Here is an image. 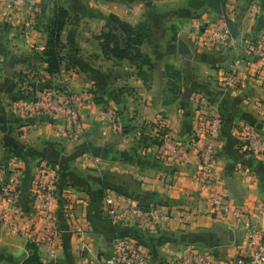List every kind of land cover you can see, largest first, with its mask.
<instances>
[{
  "label": "crops",
  "instance_id": "crops-1",
  "mask_svg": "<svg viewBox=\"0 0 264 264\" xmlns=\"http://www.w3.org/2000/svg\"><path fill=\"white\" fill-rule=\"evenodd\" d=\"M187 3L36 0L8 15L0 12V169L7 171L15 161L20 168L18 200L3 204L2 211L23 231L41 228L39 163H51L59 173L55 261L102 264L114 252L115 238L126 236L148 253L150 264H172L169 253L189 243L211 252L219 264H234L246 243L245 229L213 210L208 188L195 172L207 137L206 121L220 116L213 186L225 200L251 214L264 202V156L248 149L239 132L247 124L264 140V61L251 50L264 41V0H229L226 16L235 41L227 45L205 42L204 31L217 15L206 8L194 11ZM56 4L69 15L61 34L62 68L52 84L68 74L75 92L91 94L80 108L81 135L73 134L64 118L47 121L44 114L17 110L45 88L34 91L32 83L45 81L46 62L37 53L46 46L45 28ZM252 7L258 9L256 15ZM181 12L187 15L183 26ZM111 15L134 26L148 23L149 37L141 50L151 62L142 72L127 58L105 54L98 36L110 28L121 34ZM24 18L34 22L28 32L22 27ZM179 40L189 54L180 52ZM171 67L180 72L176 90L170 86ZM232 72L244 79L243 85H226ZM165 133L186 148L185 156L163 151ZM109 192L125 204L157 205L193 213L194 218L185 229L174 224H115L104 206ZM7 225L0 222V264H22L30 254L27 236Z\"/></svg>",
  "mask_w": 264,
  "mask_h": 264
},
{
  "label": "built area",
  "instance_id": "built-area-1",
  "mask_svg": "<svg viewBox=\"0 0 264 264\" xmlns=\"http://www.w3.org/2000/svg\"><path fill=\"white\" fill-rule=\"evenodd\" d=\"M25 2L35 4L36 0H0V12L8 15L12 10L22 9ZM258 9L251 8V14L256 15ZM22 27L25 31L34 28L32 18H24ZM205 32V42L208 44L227 45L235 41L229 19L226 15H217ZM251 50L264 61V41L253 44ZM244 79L232 72L226 78L227 86H241ZM62 87H47L40 95L20 105V113L44 114L47 121L55 117L64 118L73 134L81 135L84 125L81 119V106L90 99L88 91L75 92L70 85V77L64 74L61 79ZM222 118L213 116L207 119V137L201 150L200 163L195 172V178L208 188L209 202L214 211L223 219L234 221L246 231V243L241 246L234 259V264H264V202L254 214L234 206L213 186L212 170L217 161L218 143L221 134ZM239 132L245 136L247 148L254 153L264 156V140L259 132L247 124L242 125ZM163 151L170 156H185L186 148L175 141L170 133H165L162 141ZM15 161L7 171L0 169V222H6L8 228L15 232H24L27 243L35 244L40 254H45L51 261L58 258L59 226L56 220V206L58 201V170L49 162L39 163L40 177L37 182L38 208L42 214V227L27 231L21 230L20 224L8 220L2 211L3 204L15 205L20 185V170ZM104 206L108 218L117 223H138L142 225H178L184 226L193 218V213L170 212L157 205L142 206L131 202L125 204L121 196L109 192L104 197ZM84 248L88 249L87 245ZM172 264H219L211 252L198 247H184L171 251L168 255ZM102 264H150L148 253L138 244L126 236H118L114 240V252L105 257Z\"/></svg>",
  "mask_w": 264,
  "mask_h": 264
},
{
  "label": "trees",
  "instance_id": "trees-1",
  "mask_svg": "<svg viewBox=\"0 0 264 264\" xmlns=\"http://www.w3.org/2000/svg\"><path fill=\"white\" fill-rule=\"evenodd\" d=\"M228 2L229 0H188V7L194 11L206 8L216 15H226ZM68 15L69 12L64 6L55 5L53 15L45 28L48 35L46 46L41 52L37 53V57L46 62L44 76L48 79L47 81L45 79L48 83L62 68L63 56L61 55V48L63 43L61 34L66 26ZM111 19L117 25L121 34L117 30L110 28L98 36L105 54L117 58H127L136 64L139 71L142 72L143 66L151 62L149 55L141 50L142 44L149 37L150 28L148 23L143 21L134 26L115 15H111ZM230 27L233 35H235L231 23ZM169 71L172 78L170 86L172 90H176L179 85L180 72L173 67ZM44 85L47 86L46 83ZM28 248L30 249V254L24 259L22 264H66L60 261H45L35 244L28 243Z\"/></svg>",
  "mask_w": 264,
  "mask_h": 264
},
{
  "label": "rangeland",
  "instance_id": "rangeland-1",
  "mask_svg": "<svg viewBox=\"0 0 264 264\" xmlns=\"http://www.w3.org/2000/svg\"><path fill=\"white\" fill-rule=\"evenodd\" d=\"M187 5H188V3H187ZM186 16L187 15H185V14H183L182 12H181V16L180 17H178L179 18V24H181V26H183L184 25V23H185V18H186ZM184 22V23H183ZM44 79H46V81L48 80L47 78H44ZM61 79L62 78H60V81H58V83H57V85H53L52 83H55V81L53 80V78H52V80H51V84H49V85H47V86H45V88H47V87H56V88H59V87H62V84H61ZM41 82H40V84H43L44 85V83H48V82H46V81H44V80H42V79H39ZM32 86L34 87V91L35 90H37V89H39L38 88V85H36V83L34 82V83H32ZM44 88V89H45ZM43 92V91H42ZM30 99H32V97L30 98ZM29 99V100H30ZM174 139V138H173ZM178 227V229H185L186 227H187V225H184V226H177ZM189 246H191V247H198V248H202L201 246H199V245H195V244H188V245H182L181 247H179V248H184V247H189Z\"/></svg>",
  "mask_w": 264,
  "mask_h": 264
},
{
  "label": "water",
  "instance_id": "water-1",
  "mask_svg": "<svg viewBox=\"0 0 264 264\" xmlns=\"http://www.w3.org/2000/svg\"><path fill=\"white\" fill-rule=\"evenodd\" d=\"M179 49H180L181 53L189 54L188 47H187V45L185 44V42L183 40H179ZM38 88L39 89L43 88V84H39Z\"/></svg>",
  "mask_w": 264,
  "mask_h": 264
}]
</instances>
